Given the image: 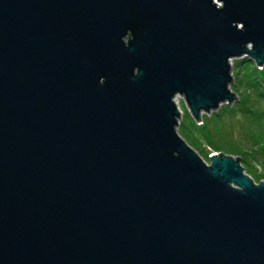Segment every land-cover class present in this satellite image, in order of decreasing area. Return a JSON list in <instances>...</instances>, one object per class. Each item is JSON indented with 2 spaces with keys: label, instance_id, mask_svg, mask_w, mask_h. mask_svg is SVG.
I'll return each mask as SVG.
<instances>
[{
  "label": "water",
  "instance_id": "1",
  "mask_svg": "<svg viewBox=\"0 0 264 264\" xmlns=\"http://www.w3.org/2000/svg\"><path fill=\"white\" fill-rule=\"evenodd\" d=\"M243 56L264 0H0V264H264V179L173 100L230 105Z\"/></svg>",
  "mask_w": 264,
  "mask_h": 264
},
{
  "label": "rangeland",
  "instance_id": "2",
  "mask_svg": "<svg viewBox=\"0 0 264 264\" xmlns=\"http://www.w3.org/2000/svg\"><path fill=\"white\" fill-rule=\"evenodd\" d=\"M242 58H245V56H243ZM237 59L239 58H233L230 61L233 81L230 83L229 87L236 94V96H238V98L236 97V101L234 100L230 103V105L228 104V107L235 108L237 111L235 112L234 116L230 117L229 114L224 111L226 110V108L222 107L224 103L220 105L223 109L219 106L218 109H222L223 111L221 120L219 122V137L215 135L213 139H206V137L202 135L203 131L202 133L200 131V129L202 128L201 120L199 123L195 120L183 100L180 104L182 114L178 120L179 124L177 127V132L187 142V144H189L201 155V157H204V160L207 163L210 162L209 156L212 153L220 152L237 157V155L232 154L231 150L236 149L238 147L245 146L246 148L251 150H261V142L257 143L256 141L254 144H252L253 142L250 138V131L255 130L253 124L248 121L247 116L245 118H242V115L239 110L241 111L242 108L250 106L254 102L255 105H258V103H260V101L258 100L261 97L258 96V93H264V71L257 70L256 64L250 60L240 62L241 64L237 67ZM253 75L257 77L261 76L263 78L260 79L262 84L254 85V82L251 79ZM238 99H240L241 101L238 102ZM218 109L209 111V113L202 112L201 119L203 117V120H207V118H209L211 114L215 113ZM243 119L246 124L243 123ZM196 124L198 125V127L196 126ZM209 127V129L213 133V124H210ZM262 148L263 150L261 151L260 155H258V158L260 160H262L263 158L264 146ZM255 166L256 168H252L251 172L253 174V177L255 178L253 180L255 181V183H258L260 180L264 179V177H262V174H264V168L258 163H256Z\"/></svg>",
  "mask_w": 264,
  "mask_h": 264
},
{
  "label": "trees",
  "instance_id": "3",
  "mask_svg": "<svg viewBox=\"0 0 264 264\" xmlns=\"http://www.w3.org/2000/svg\"><path fill=\"white\" fill-rule=\"evenodd\" d=\"M242 59V60H240ZM252 61L254 63V61L252 59H250L249 57L245 56V58H239L236 61V66L238 67L242 62V61ZM256 68V66H255ZM257 70L260 71H264V66L260 67V68H256ZM254 82V85H259L262 84L260 79H263L261 76H255L253 75L251 78ZM258 96L261 97L259 98L258 101H260V103H258V105H255L254 103H252L250 106H246L245 108H242L241 111L239 110V112L242 115V118L246 117L248 118V121L253 124L254 126V131H250L251 135L250 138L252 139V144H254L256 141L257 143L261 142V150H251L244 147H238L236 149L231 150L232 154L237 155L238 157H240L241 159V163L244 167V169L246 170V172L253 178V174L251 172L252 168H256L255 164L258 163L259 165H262L264 168V152H263V158L262 160H260L258 158V155H260L261 151L263 150V146H264V93L263 92H259ZM238 98V96H236ZM240 102L241 100L238 99ZM236 101V100H235ZM223 108L225 107L226 110H224L226 113L229 114V116H234L235 112L237 111L235 108H230L228 107V104H224L222 106ZM220 106V108H222ZM222 108V109H223ZM222 109H218L215 113L211 114V116L209 118H207V120H203V117L201 119V124H202V128L200 129L202 135L204 137H206V139L210 140V138H214L215 135H220V127H219V122L221 120L223 111ZM244 124L245 121L244 119L242 120ZM213 124L214 126V132L212 133L211 130L209 129V125ZM243 124V125H244ZM196 126L198 127V125L196 124ZM219 137V136H218ZM217 137V138H218ZM204 159V157H202ZM264 177V174H262ZM261 179V178H260ZM259 179V180H260Z\"/></svg>",
  "mask_w": 264,
  "mask_h": 264
},
{
  "label": "built area",
  "instance_id": "4",
  "mask_svg": "<svg viewBox=\"0 0 264 264\" xmlns=\"http://www.w3.org/2000/svg\"><path fill=\"white\" fill-rule=\"evenodd\" d=\"M217 4L220 6L221 3L217 2ZM177 105V107L179 108V110L181 111V108H180V104H181V101L183 100L182 96H179V95H176L173 99ZM184 101V100H183ZM189 110V109H188ZM190 112V110H189ZM181 114H182V111H181Z\"/></svg>",
  "mask_w": 264,
  "mask_h": 264
}]
</instances>
